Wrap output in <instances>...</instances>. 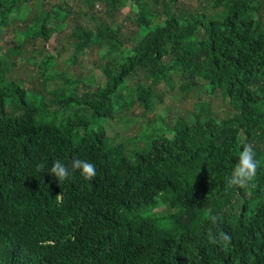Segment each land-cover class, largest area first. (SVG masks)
I'll return each mask as SVG.
<instances>
[{
  "label": "trees",
  "instance_id": "obj_1",
  "mask_svg": "<svg viewBox=\"0 0 264 264\" xmlns=\"http://www.w3.org/2000/svg\"><path fill=\"white\" fill-rule=\"evenodd\" d=\"M32 1L0 0V26ZM81 1L88 8L105 3L114 17L139 2ZM205 1L209 14L174 10L154 28L138 19L128 48L119 34L130 16L98 20L95 29L74 22L65 43L75 52L111 46L104 85L81 94L82 79L49 72L48 54L38 66L43 80L28 87L8 79L0 59V264H264V0ZM62 9L40 10L25 38L47 42L52 20L88 14ZM139 70L149 81L133 99L128 80ZM173 72L188 80L184 91L199 82L219 91L232 116L218 121L198 104L191 120H176L172 137L145 127L144 149L128 155L110 145L105 124L136 102L149 111ZM55 80L68 86L51 89ZM119 91L125 100L118 105ZM246 143L260 161L255 187L229 189L225 178ZM74 157L95 165L93 179L79 171L63 182L51 176L53 161L70 166ZM162 207L166 212L144 216ZM208 214L220 219L214 224ZM222 231L232 237L227 246L213 243Z\"/></svg>",
  "mask_w": 264,
  "mask_h": 264
},
{
  "label": "rangeland",
  "instance_id": "obj_2",
  "mask_svg": "<svg viewBox=\"0 0 264 264\" xmlns=\"http://www.w3.org/2000/svg\"><path fill=\"white\" fill-rule=\"evenodd\" d=\"M131 7L130 14L128 11L121 12L115 17L107 11L105 3H95L92 8L83 5L81 0H36L22 5L8 16L7 23L0 26V59L8 64L6 77L10 80L21 81L23 86L37 85L43 80L41 78L38 66L42 64L45 55H50V71H56L63 74L67 80L82 79L86 86L78 85L76 92L78 94L86 92V89L92 90L97 85H104L105 77L102 67L106 62L110 61V55L105 54L106 50L111 46L104 44L100 49L98 47L89 48L82 53H77L65 42L70 35V30L74 28V22H80L82 25H88L91 29H95L98 20L112 23L114 20L121 21L126 17L127 20L119 34V38L124 48L131 46V36L137 33V20L148 19L150 27L154 28L156 24L163 22L168 15L174 10L180 14L186 15L198 11L200 13L210 12L205 9V0H178L174 5L172 0H138ZM49 5H60L64 9H73L74 12L86 11V16L75 18L73 15L67 16L65 21L52 20L50 26L53 29L51 36L47 42L40 39L31 40L25 38L24 29L33 27L35 14L40 10H47ZM142 6V7H141ZM141 8L144 9L141 14ZM62 9V10H64ZM122 9V8H121ZM151 10L158 12L157 16L150 15ZM90 15H93L95 21H92ZM137 16V17H136ZM19 47V54L13 55L9 53V49L14 46ZM127 45V46H126ZM111 54H114L111 51ZM76 57V61L73 59ZM169 61L166 59L162 63L165 65ZM149 74L143 70L137 71L128 81H131V95L135 99L136 87L144 86L149 81ZM171 85L165 86V92L160 98L157 97L163 88L162 82L157 88L156 96L150 103L151 109L145 111L144 107L136 102L129 109L116 113L114 119L105 124L107 129L108 142L110 145H121L125 152L131 155L137 150L145 148L146 143L139 137L140 132L143 133L145 127H149L146 133L165 135L172 137L171 128L179 117L189 121L192 114L199 112L198 104H207L205 109L207 114L218 121L231 117L233 110L228 105L219 91H213L205 87L202 82L193 85L190 90L184 91L181 86L188 80L183 78L181 74L173 72ZM53 84V85H52ZM51 89L58 85L67 87L58 80L53 81ZM44 90V88H42ZM125 100V92H117L116 102L119 104ZM166 212L164 207L156 210H148L144 212L145 217H152L154 214Z\"/></svg>",
  "mask_w": 264,
  "mask_h": 264
},
{
  "label": "clouds",
  "instance_id": "obj_3",
  "mask_svg": "<svg viewBox=\"0 0 264 264\" xmlns=\"http://www.w3.org/2000/svg\"><path fill=\"white\" fill-rule=\"evenodd\" d=\"M259 166L260 161L257 159L256 151L253 145L251 143L244 144L231 175L225 178L227 187L229 189H246L255 187L253 181L256 178ZM76 171H79L86 180H91L96 175V168L94 164L76 157L71 160L70 166L65 165L57 159L52 162L50 168L51 176H53L58 182L70 179ZM58 196L59 194L56 197ZM207 219L211 220L212 223L215 224L220 217L218 215L208 214ZM231 241L232 237L230 233L222 231L216 238H214L213 243L218 246H227L231 243Z\"/></svg>",
  "mask_w": 264,
  "mask_h": 264
}]
</instances>
